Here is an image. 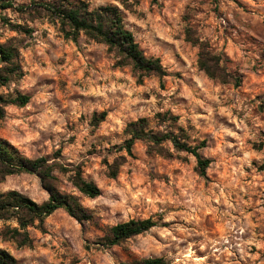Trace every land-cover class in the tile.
I'll list each match as a JSON object with an SVG mask.
<instances>
[{
    "label": "rangeland",
    "instance_id": "obj_1",
    "mask_svg": "<svg viewBox=\"0 0 264 264\" xmlns=\"http://www.w3.org/2000/svg\"><path fill=\"white\" fill-rule=\"evenodd\" d=\"M12 1L28 9H0V43L17 46L23 75L0 92L31 100L6 107L0 138L30 158H53L61 150V160L80 165L101 194L86 196L70 173H57L58 188L76 195L93 219L78 220L60 208L42 229L30 228L32 246L0 237V248L18 264H124L148 257L168 264H264V0ZM79 1L89 9L117 5L125 27L146 56L160 58L166 75L139 81L130 66L117 65L107 44L84 33L67 38L59 19L32 7ZM188 28L227 73L242 77L240 85L200 68ZM166 111L179 117L192 145L206 141L199 149L211 159L206 175L195 155L169 142L171 156L150 152L139 140L135 157L109 177L107 165L125 154L127 124L147 117L152 128L164 130L155 114ZM13 189L39 203L49 197L36 174L0 175V192ZM131 218L157 225L120 245L103 244L109 226Z\"/></svg>",
    "mask_w": 264,
    "mask_h": 264
},
{
    "label": "trees",
    "instance_id": "obj_2",
    "mask_svg": "<svg viewBox=\"0 0 264 264\" xmlns=\"http://www.w3.org/2000/svg\"><path fill=\"white\" fill-rule=\"evenodd\" d=\"M123 0L122 2H124ZM32 7L47 11L63 25L67 38L77 40L81 33L108 45L113 52L119 66H130L142 81L150 75L163 78L166 71L159 57L146 56L137 42L134 33L125 27L123 16L117 5H106L95 9L83 2L52 4L48 2L33 3ZM16 8L24 11L28 6H16L12 0H0V9ZM9 22L14 29L31 33V29L20 24ZM187 40L199 47V66L210 77L229 82L232 79L235 85H240V75L229 74L220 64V57L213 54L209 45L199 37H195L190 28L186 31ZM18 48L12 43H0V86L7 85L14 77H21L23 71L17 62ZM232 77V79H231ZM31 96L26 93L0 92V119L5 117L6 107L9 105L24 106L29 103ZM105 116V112L102 113ZM155 118L159 124H164V130H155L151 127L147 117H140L127 124L125 132L127 138L120 146L124 155L118 156L107 165V175L111 178L118 176L120 168L128 157H135L134 146L142 140L148 144L150 152L171 156L165 147L169 142L178 151L191 153L197 157V170L200 175H206V169L211 164V159L203 157L199 149L206 146V141L199 145L189 142V135L184 127L177 125L179 117L170 111L158 112ZM176 128L178 131L174 130ZM61 150L56 151L53 158L39 156L30 158L24 155L8 140L0 138V175L31 173L36 174L43 186L48 190L47 200L39 203L18 190L0 192V237L10 240L18 246H32L34 238L30 232L31 227L43 228L45 219L57 209L63 208L78 220L93 219V214L79 201L74 194L61 191L57 186V173H70L71 183L84 195L97 197L101 194L100 187L93 181L83 176L80 165H67L60 158ZM264 169V163L261 165ZM157 225L151 218H131L109 226L103 239L106 246L120 245L132 236L148 231ZM0 264H18L17 259L7 249L0 248ZM124 264H168L164 257H148L134 260Z\"/></svg>",
    "mask_w": 264,
    "mask_h": 264
}]
</instances>
